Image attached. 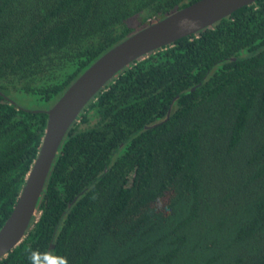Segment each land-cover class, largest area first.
<instances>
[{
	"label": "trees",
	"instance_id": "trees-1",
	"mask_svg": "<svg viewBox=\"0 0 264 264\" xmlns=\"http://www.w3.org/2000/svg\"><path fill=\"white\" fill-rule=\"evenodd\" d=\"M197 1L0 0V230L47 111ZM38 210L0 264H264V0L115 74L66 133Z\"/></svg>",
	"mask_w": 264,
	"mask_h": 264
},
{
	"label": "water",
	"instance_id": "water-1",
	"mask_svg": "<svg viewBox=\"0 0 264 264\" xmlns=\"http://www.w3.org/2000/svg\"><path fill=\"white\" fill-rule=\"evenodd\" d=\"M257 0H199L138 31L91 65L47 111L48 126L19 200L0 230V260L23 242L63 139L80 112L121 69L150 52L213 25ZM53 244L50 246V251ZM49 264V256L46 259Z\"/></svg>",
	"mask_w": 264,
	"mask_h": 264
},
{
	"label": "rangeland",
	"instance_id": "rangeland-1",
	"mask_svg": "<svg viewBox=\"0 0 264 264\" xmlns=\"http://www.w3.org/2000/svg\"><path fill=\"white\" fill-rule=\"evenodd\" d=\"M21 98H23L22 100H24V102L22 103L24 107H28V108H42L43 107L42 102L35 101L32 97L22 96Z\"/></svg>",
	"mask_w": 264,
	"mask_h": 264
}]
</instances>
